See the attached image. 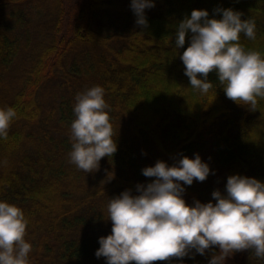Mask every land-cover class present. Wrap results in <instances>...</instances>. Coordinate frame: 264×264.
<instances>
[{"label":"trees","instance_id":"obj_1","mask_svg":"<svg viewBox=\"0 0 264 264\" xmlns=\"http://www.w3.org/2000/svg\"><path fill=\"white\" fill-rule=\"evenodd\" d=\"M68 1L0 0V108L16 112L0 138V200L24 211L29 264H107L95 253L112 231L108 204L154 180L142 169L158 160L199 153L214 170L185 186L188 204L215 203L213 191L226 193L230 175L264 181V98L255 110L234 102L215 71L206 94L193 89L180 59L191 30L175 46L194 9L219 19L216 9L232 8L256 24L255 39L241 33L239 43L264 54V0H155L147 26L136 23L131 0H79L70 10ZM97 85L118 148L88 173L70 162L71 124L77 95ZM219 252L152 264H209ZM229 255L234 264H264L254 249Z\"/></svg>","mask_w":264,"mask_h":264},{"label":"clouds","instance_id":"obj_2","mask_svg":"<svg viewBox=\"0 0 264 264\" xmlns=\"http://www.w3.org/2000/svg\"><path fill=\"white\" fill-rule=\"evenodd\" d=\"M154 6L155 0H131L136 23L147 26L145 9ZM215 11L222 12V18H209L208 10L194 9L178 25L177 48H183L189 30L192 33L180 56L185 74L193 89L206 94L212 87L208 74L215 71L228 98L255 110L258 98H264V54L246 51L239 43L241 33L255 39V21L242 20L243 13L232 8ZM76 101L70 162L90 173L98 170L103 157L113 156L118 145L104 88L91 87ZM15 117L14 108H0V138H7ZM213 171L199 153L172 165L158 160L144 167L143 175L155 179L138 183L137 194L126 189L111 198L107 211L112 231L99 238L97 258L104 257L107 264H152L189 256L193 250L203 255L217 245L221 255H214L209 264H220L230 253L244 249H254L257 257L264 258V181L230 175L226 193L213 191L215 203L186 202L185 186L203 182ZM27 223L20 207L0 200V264H29Z\"/></svg>","mask_w":264,"mask_h":264},{"label":"rangeland","instance_id":"obj_3","mask_svg":"<svg viewBox=\"0 0 264 264\" xmlns=\"http://www.w3.org/2000/svg\"><path fill=\"white\" fill-rule=\"evenodd\" d=\"M77 1H79V0H70V1H68L66 3V9L70 10L73 7L74 3L77 2ZM68 19L69 18L66 17V23H67ZM237 259H238V256L233 257V256L229 255V257L226 259V261L222 259L223 261H222L221 264H234L237 261Z\"/></svg>","mask_w":264,"mask_h":264}]
</instances>
